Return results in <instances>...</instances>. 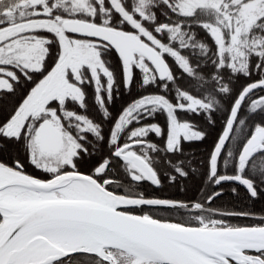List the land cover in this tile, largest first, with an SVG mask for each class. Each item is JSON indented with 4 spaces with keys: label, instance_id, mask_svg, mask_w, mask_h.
Segmentation results:
<instances>
[{
    "label": "snow or ice",
    "instance_id": "snow-or-ice-1",
    "mask_svg": "<svg viewBox=\"0 0 264 264\" xmlns=\"http://www.w3.org/2000/svg\"><path fill=\"white\" fill-rule=\"evenodd\" d=\"M0 264H264V0H0Z\"/></svg>",
    "mask_w": 264,
    "mask_h": 264
}]
</instances>
